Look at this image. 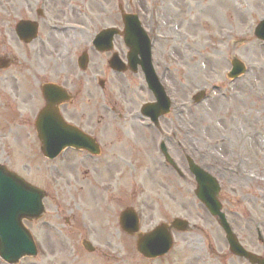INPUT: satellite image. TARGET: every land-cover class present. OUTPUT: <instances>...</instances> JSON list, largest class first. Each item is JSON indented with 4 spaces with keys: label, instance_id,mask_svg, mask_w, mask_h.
I'll return each instance as SVG.
<instances>
[{
    "label": "rangeland",
    "instance_id": "374dc122",
    "mask_svg": "<svg viewBox=\"0 0 264 264\" xmlns=\"http://www.w3.org/2000/svg\"><path fill=\"white\" fill-rule=\"evenodd\" d=\"M39 1L0 0V55H15L18 61L20 55H33L32 59L35 55H81L96 32L122 25L120 3L127 13L139 15L153 39L159 73L169 67L165 81L175 98L172 113L162 118L165 136L160 133L158 143L168 145L190 184L164 165L160 148L154 145L151 150L150 132L138 129L135 140L123 146V179L109 185L116 194L108 187L99 191L98 178L90 174L87 164L60 165L40 152L32 116L38 98L36 93L34 99L27 95L38 88V79L28 72L40 71L41 66L0 71V163L49 193L43 218L26 222L40 253L19 264H208L213 245L225 254L228 245L222 229L194 194L197 186L187 155L219 178L229 221L247 248L264 255V242L259 241V231L264 237V42L255 35L264 18V0H222L227 2L222 23L230 31L222 39L219 23L204 7L210 0H66V5L64 0H47L46 6ZM40 8L42 15H38ZM24 18L37 20L41 28L39 39L28 45L15 33L16 24ZM115 49L120 55L129 52L119 38ZM90 55L102 54L91 50ZM40 58L52 80L64 73L51 58ZM234 58L248 71L232 81L228 73ZM38 75L42 80V74ZM16 77L23 85L14 104L10 96ZM200 89H207L209 96L193 105ZM135 97L133 104L125 105L131 119L141 118V106L153 100L147 89ZM18 105L22 116L17 109L11 110ZM138 159L148 165L134 169ZM56 168V174L50 172ZM172 181L175 188L164 190ZM131 206L141 213L144 232L167 216L188 219L193 228L173 233L175 246L167 256L146 260L137 252L136 238L125 235L120 226V214ZM84 239L97 251L88 252L82 246ZM224 260L225 264H247L226 256ZM0 264L6 263L0 259Z\"/></svg>",
    "mask_w": 264,
    "mask_h": 264
},
{
    "label": "water",
    "instance_id": "95a60500",
    "mask_svg": "<svg viewBox=\"0 0 264 264\" xmlns=\"http://www.w3.org/2000/svg\"><path fill=\"white\" fill-rule=\"evenodd\" d=\"M124 19L127 23L126 39L128 45L132 48L131 55H150L149 52V39L143 32L138 22L137 16L125 15ZM36 26L31 22H21L18 25L19 34L24 37L33 38L36 36ZM113 30L106 31L99 35L97 41L103 46V50H109V40L114 35ZM257 35L264 39V21L257 28ZM234 69L230 73L231 76H237L242 73L244 68L240 61L233 62ZM147 75L151 87L158 98V103L146 106V114L157 118L163 113L164 109H168L169 101L161 85L157 82L148 71ZM50 88L52 86H46ZM203 93L198 98L201 99ZM56 117L51 112L44 111L41 114L43 117ZM41 119L38 120V130L41 132ZM43 151L49 157H54V151L57 150V144L54 141H43ZM173 163V160L168 157ZM192 171L197 175L200 182V187L197 190L198 197L206 204L207 208L215 216H220V222L225 227L232 249L235 253L245 255L250 258L254 263L264 264V258L257 255L248 253L238 242L233 233L226 228L225 216L221 212V204L217 198L219 187L215 185L213 179L199 166L192 165ZM45 193L43 190L38 189L26 183L19 178L16 174L9 172L5 167L0 166V256L9 263H17L21 257L26 255H37V247L34 243L33 237L30 232L23 225L24 218H39L44 212L43 198ZM124 223L133 224L129 229L136 231L137 218L133 210H127L122 217ZM177 228H186L188 223L182 220H175L173 222ZM89 250H94L89 242H85ZM173 245L171 234L167 231L166 226L163 225L155 231L146 234L142 237L138 244L139 251L147 257H156L165 254Z\"/></svg>",
    "mask_w": 264,
    "mask_h": 264
},
{
    "label": "flooded vegetation",
    "instance_id": "af4514ba",
    "mask_svg": "<svg viewBox=\"0 0 264 264\" xmlns=\"http://www.w3.org/2000/svg\"><path fill=\"white\" fill-rule=\"evenodd\" d=\"M89 42L87 47L91 46L93 38ZM9 56L13 58L15 66L24 65L23 62L18 61L15 55ZM41 56L44 58L47 57V55ZM52 56H60V59L66 60L72 55ZM97 56L101 58L97 60ZM115 57H118L119 66H121V61H128V55H88V68L84 71L81 70V76H77L75 72L72 71L70 75L58 78L59 84L64 86L71 96L70 100H61L63 102L60 104V109L63 116L68 122L82 127L88 133L96 137L101 143L99 155L87 153L92 162L94 174L97 176L99 182H103L101 188H98V190L102 191L103 187H108L107 191L111 189V191H114V194H116V191L109 185L115 183L119 178L120 180L123 179L121 171L123 169L124 158L121 154L123 153V146L125 145H114L109 139L110 136L112 134L120 135L124 141H127L131 140L132 136L136 138L138 129H142L150 132V136L154 138L151 145L152 150L154 145L155 147L158 145L160 133L162 135L165 134L166 127V123L163 122V120L160 121L159 125H156L148 118H144L143 121L146 123L142 124V120L138 122L124 117L116 119L108 117L111 110H116L117 106L122 101L129 100L130 103H134V100L132 98L128 99L126 95L128 89L140 91L144 89L142 71L140 69L138 71H132L130 68H124L125 70L122 71L116 70L111 64V60ZM101 94L103 95L104 101L99 100ZM99 110L103 113V117L99 118L100 122L97 123L95 116ZM105 115L107 117H105ZM171 122L175 126L173 119ZM146 136L147 138L145 139L148 144L149 135L147 134ZM73 153L79 154L81 152L73 150L72 154ZM137 162V167L139 169L148 165L142 164L141 159H138ZM160 164H162V162H160ZM101 171H104L103 175L100 174ZM117 175H119V177H117ZM170 185L174 186L173 181Z\"/></svg>",
    "mask_w": 264,
    "mask_h": 264
},
{
    "label": "bare ground",
    "instance_id": "6f19581e",
    "mask_svg": "<svg viewBox=\"0 0 264 264\" xmlns=\"http://www.w3.org/2000/svg\"><path fill=\"white\" fill-rule=\"evenodd\" d=\"M224 1H222V0H210V1L204 2L205 9L206 10L208 9L207 11H209V12L212 11L215 24L218 25V23H219V36L221 37V39L230 34V31L223 25L222 18H221V12H224L227 10L226 9L227 8V2L225 3ZM66 3H67V1L64 0L63 5H66ZM218 4H219V7H218ZM21 9H23V8H21ZM233 15H235V14L233 13Z\"/></svg>",
    "mask_w": 264,
    "mask_h": 264
}]
</instances>
